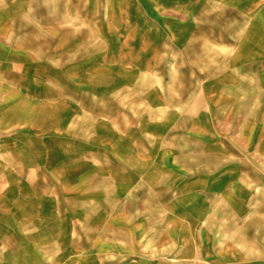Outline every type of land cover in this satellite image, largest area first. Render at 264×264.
Instances as JSON below:
<instances>
[{
    "label": "crops",
    "instance_id": "obj_1",
    "mask_svg": "<svg viewBox=\"0 0 264 264\" xmlns=\"http://www.w3.org/2000/svg\"><path fill=\"white\" fill-rule=\"evenodd\" d=\"M0 264H264V0H0Z\"/></svg>",
    "mask_w": 264,
    "mask_h": 264
}]
</instances>
